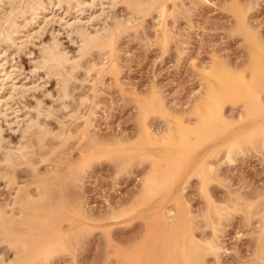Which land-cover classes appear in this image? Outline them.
Listing matches in <instances>:
<instances>
[{
	"label": "rangeland",
	"instance_id": "1",
	"mask_svg": "<svg viewBox=\"0 0 264 264\" xmlns=\"http://www.w3.org/2000/svg\"><path fill=\"white\" fill-rule=\"evenodd\" d=\"M56 1L0 43L2 145L37 109L51 129L33 164L0 177V216L17 240L0 233V264H264V79L253 62L264 0ZM106 26L109 45L91 49L61 97L38 66L41 46L57 40L73 55L77 30ZM219 68L234 74L223 118L197 132ZM159 162L170 180L155 185Z\"/></svg>",
	"mask_w": 264,
	"mask_h": 264
},
{
	"label": "bare ground",
	"instance_id": "2",
	"mask_svg": "<svg viewBox=\"0 0 264 264\" xmlns=\"http://www.w3.org/2000/svg\"><path fill=\"white\" fill-rule=\"evenodd\" d=\"M1 1H3V0H0V4H2L4 1L7 4L9 3L10 9H8L9 11L7 10L8 12L4 11V12H6V13H4L5 15L1 16V18H0V43H2V42L6 43V41L12 42V38H13L12 33L16 32L15 30H16L17 24H18L16 19L18 17L20 18V16H25V13H30L31 17L32 16L35 17L36 15L37 16L39 15L38 12H40V11L42 12L43 10H45L42 0H28L27 2H24V3L22 2V0H4L3 2H1ZM62 1L65 3L66 2L70 3L72 0H60V2H62ZM58 2H59V0H58ZM111 2H113V1H111ZM0 8H1V6H0ZM41 14L43 15V13H41ZM42 15H39V16H42ZM42 17H44V15ZM46 17H44V19H46ZM66 25H68V23ZM78 28H80V27H78ZM107 28L108 27L106 26L105 28L101 27V29H98V30L95 29L96 31L94 30L95 32L93 31V33L88 32L87 29L86 30L82 29L79 31L77 30V32L73 30L74 34L77 33V37H78L77 50L75 51V54H73V55H70L71 53L69 54L67 50H65L62 46H60V43L57 40H52L48 44L44 43V45L41 46V49L39 51L41 54L40 55L41 59H40V61H38V66L44 68L45 71H47L46 72L47 74L54 75L56 77L55 79H57L56 82L59 85L58 90L60 91V94L62 95L61 97H66L68 95V91H67L68 84H69L68 82L71 79V77L74 76L73 71L75 69H77L79 66H81V62L85 61L84 58H86V56H88L91 49L103 48L104 46L109 45V42L111 41V37L113 36V34L116 30L112 29V28L107 30ZM1 54L2 53H0V83H2L3 80H5V78H7V75L9 78V74H8L9 69L8 70H7V68L5 69V67H4V65H5L4 61L5 60H4V58H1ZM253 62H254V65L256 67V71H255L254 76L256 78V81L259 82L260 79H264V55H262L259 52H255L253 54ZM233 75H234L233 73H231L230 71H228L224 68H219L212 73V77H213L212 79H214L215 81L213 83H211L212 80L210 79L211 84L209 83L210 85H209V90H208L209 91V93H208L209 94V97H208L209 100L202 104L201 113H200V122H199V125L196 127L195 131L199 132L200 130H202L204 128L205 125H207L209 123H211V124L215 123V122L221 120V118H223L222 112H221L222 111L221 110L222 109L221 108V105H222L221 102H222V98L227 96L231 90V87L228 85V79L232 78ZM247 87L249 88L250 85H247ZM0 100H3V98ZM46 114L51 115L48 112ZM40 115H39V111L37 109L36 115L34 117H31V118L28 117L29 119L24 122V126L22 128L20 139L14 145H7V146L2 145V143L4 141L1 143L2 135L0 134V166L3 165V167H0V177H5V175L7 174V168H11L17 163L27 162L29 164H33L34 163L33 155L36 154V152H38L40 150V148H42L46 145L45 137H46V135L51 133V129L48 128V126H46V124L43 121L39 120ZM47 115L46 116L44 115V116L47 117ZM17 123H19V122H17ZM57 133H59V132H57ZM188 134H190V133H188ZM188 137H189V135H188ZM188 137L184 136L182 138L184 143H188V140H189ZM35 157H34V159H35ZM159 163H157L158 165L156 164L157 166L155 165L157 167V170L155 172V173H157V175H156L157 180L156 181L154 180V183L152 182L155 185L160 184L164 180L166 181V183L168 182V180H170L169 172H168L170 170V168L168 169V166L163 165L162 163H160V164ZM2 170L6 171V172H4ZM62 185H64V184H62ZM65 185H67V183ZM45 187L44 186L40 187V189H42V191L39 190V187L36 188L38 190V194L40 196H43V193L48 191V189H47L48 187L47 188H45ZM151 189H153V188H151ZM160 190L161 189H159V191ZM47 193L52 194V192H50V191H48ZM31 195H32V193H31ZM45 195H46V193H45ZM47 196H49V195L47 194ZM29 197H30V193H29ZM49 201H50L49 199H46L44 203H46L48 206V205H50V203H52L51 201L50 202ZM36 202L37 201L32 200V201L26 202V204L27 205L38 204ZM41 205H42V203H41ZM11 211H12V208H11ZM6 212L4 211L3 213L5 214ZM210 214H212V212ZM3 217H4L3 215H2V217L0 216V222H1L0 223V227H1L0 233H2L5 236H3V237L0 236V237L2 239L5 237L4 239L7 240L8 244L13 245V243L16 242L17 240L11 239L12 237L10 236V234H11L10 231L13 229V228L11 229L12 222L9 221L10 219L6 220ZM12 218H14V216ZM33 236H34V234H33ZM28 238H29V235H28ZM195 251H197V250L195 249ZM48 252H50V250L47 251V253ZM186 253H188V252L186 251ZM20 257H22V256H20ZM186 257L188 258L187 254H186Z\"/></svg>",
	"mask_w": 264,
	"mask_h": 264
}]
</instances>
